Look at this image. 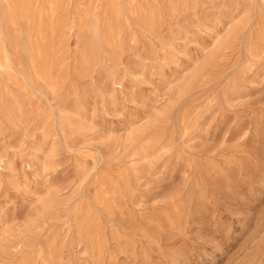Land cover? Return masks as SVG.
<instances>
[{"label":"rangeland","instance_id":"374dc122","mask_svg":"<svg viewBox=\"0 0 264 264\" xmlns=\"http://www.w3.org/2000/svg\"><path fill=\"white\" fill-rule=\"evenodd\" d=\"M0 264H264V0H0Z\"/></svg>","mask_w":264,"mask_h":264}]
</instances>
